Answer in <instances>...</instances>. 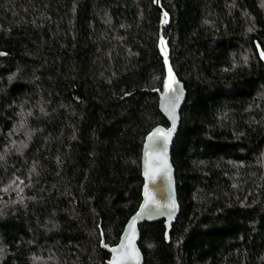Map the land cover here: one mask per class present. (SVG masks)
<instances>
[{"label": "trees", "instance_id": "1", "mask_svg": "<svg viewBox=\"0 0 264 264\" xmlns=\"http://www.w3.org/2000/svg\"><path fill=\"white\" fill-rule=\"evenodd\" d=\"M186 99L179 212L139 226L143 264H264L263 0H160ZM153 0H0V264H106L167 126Z\"/></svg>", "mask_w": 264, "mask_h": 264}, {"label": "water", "instance_id": "2", "mask_svg": "<svg viewBox=\"0 0 264 264\" xmlns=\"http://www.w3.org/2000/svg\"><path fill=\"white\" fill-rule=\"evenodd\" d=\"M153 5L159 13L156 48L163 64L164 77L160 89L156 88L151 92L157 95L158 111L166 120L167 126L152 127L142 140L139 167L142 179L141 200L137 209L125 221L117 243L109 245L105 243L102 232L99 234V248L109 255L106 264H143V255L138 248L139 226L144 223L162 222L167 242L179 212L170 153L179 128V112L185 102L186 91L183 82L174 74L169 61L170 50L162 35L163 28L169 24V14L162 9L160 0H153ZM154 133L157 135L154 136ZM168 133H171L170 137H167Z\"/></svg>", "mask_w": 264, "mask_h": 264}, {"label": "snow or ice", "instance_id": "3", "mask_svg": "<svg viewBox=\"0 0 264 264\" xmlns=\"http://www.w3.org/2000/svg\"><path fill=\"white\" fill-rule=\"evenodd\" d=\"M166 16H167V14H165V17H166ZM166 22H167V20L165 19V23H166ZM262 56H264V53H262ZM169 72L171 73V69H169ZM173 82H175V81L173 80ZM168 87H170V85H169ZM153 135L155 136V135H157V133H154ZM170 136H171V133H168V134H167V137H170ZM150 139H151V137H150ZM133 227H134V224H133Z\"/></svg>", "mask_w": 264, "mask_h": 264}, {"label": "rangeland", "instance_id": "4", "mask_svg": "<svg viewBox=\"0 0 264 264\" xmlns=\"http://www.w3.org/2000/svg\"><path fill=\"white\" fill-rule=\"evenodd\" d=\"M263 2H264V0H263ZM262 5L264 6V3H262Z\"/></svg>", "mask_w": 264, "mask_h": 264}]
</instances>
